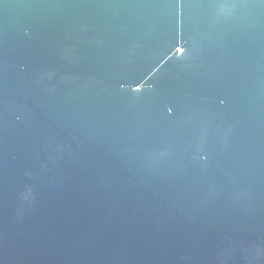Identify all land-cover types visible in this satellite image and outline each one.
<instances>
[{"label":"water","instance_id":"95a60500","mask_svg":"<svg viewBox=\"0 0 264 264\" xmlns=\"http://www.w3.org/2000/svg\"><path fill=\"white\" fill-rule=\"evenodd\" d=\"M0 264H264V0H0Z\"/></svg>","mask_w":264,"mask_h":264}]
</instances>
